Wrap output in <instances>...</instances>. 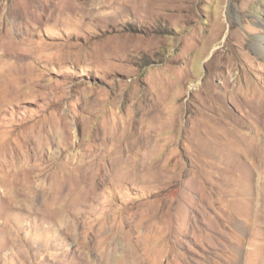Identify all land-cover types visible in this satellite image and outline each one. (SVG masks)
Listing matches in <instances>:
<instances>
[{
	"label": "rangeland",
	"instance_id": "1",
	"mask_svg": "<svg viewBox=\"0 0 264 264\" xmlns=\"http://www.w3.org/2000/svg\"><path fill=\"white\" fill-rule=\"evenodd\" d=\"M1 43L0 264H264V0H0Z\"/></svg>",
	"mask_w": 264,
	"mask_h": 264
},
{
	"label": "bare ground",
	"instance_id": "2",
	"mask_svg": "<svg viewBox=\"0 0 264 264\" xmlns=\"http://www.w3.org/2000/svg\"><path fill=\"white\" fill-rule=\"evenodd\" d=\"M9 34H10V33H9ZM4 37H5L6 40L11 39L10 37L8 38L7 34H6V36H4ZM2 40H3V39H2ZM4 41H5V40H4ZM5 42H6V41H5ZM3 44H5V43L3 42ZM3 44H2V43L0 44V48H2V49L5 50L6 47H7V44L5 45V47H4ZM8 49H9V48H8ZM8 49H7V50H8ZM4 50H3V51H4ZM9 50H10V49H9ZM258 50L260 51V53H262V54L264 55V48H263L262 46H259V47H258ZM5 52H6V51H5ZM8 53H11V52H8ZM11 54H12V53H11ZM12 55H13V54H12ZM12 55H11L10 57H13ZM216 94H217V93H216ZM216 94H215V95H216ZM252 105H253V104H252ZM255 108H256V107H255ZM257 108H258V107H257ZM261 117H263V116H261ZM261 120H262V119H261ZM261 124L264 125V120H263V122H261ZM263 127H264V126H263ZM102 155H103L102 153H99V152H96V153H95V152H94V153H90V154L88 155V157H89V158H97V157H101Z\"/></svg>",
	"mask_w": 264,
	"mask_h": 264
}]
</instances>
